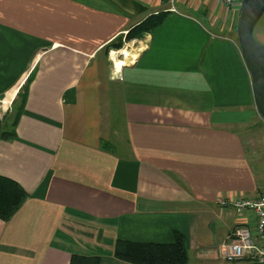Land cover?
I'll list each match as a JSON object with an SVG mask.
<instances>
[{
  "label": "crops",
  "instance_id": "1",
  "mask_svg": "<svg viewBox=\"0 0 264 264\" xmlns=\"http://www.w3.org/2000/svg\"><path fill=\"white\" fill-rule=\"evenodd\" d=\"M240 4L0 0L1 118L34 73L16 136L0 139V174L30 194L0 219V264H69L72 253L132 264L114 256L117 239L170 242L176 231L187 264H255L220 253L234 227L256 225L234 200L264 187ZM161 10L165 20L133 40V59L103 69L104 47ZM263 16L253 37L264 45ZM114 80L120 105L104 119Z\"/></svg>",
  "mask_w": 264,
  "mask_h": 264
},
{
  "label": "trees",
  "instance_id": "2",
  "mask_svg": "<svg viewBox=\"0 0 264 264\" xmlns=\"http://www.w3.org/2000/svg\"><path fill=\"white\" fill-rule=\"evenodd\" d=\"M168 14V10L148 14L129 28L124 36L119 35L107 44L104 47L106 53L110 49H120L126 41L151 33L165 20ZM33 75L34 73L30 74L26 84L22 86L23 91L19 94L20 102L16 107L11 129L2 130L0 139L10 140L16 136L14 127L24 108L28 83L32 80ZM104 143L108 145V143ZM29 196L30 194L17 181L0 174V219L8 221ZM113 253L116 258L132 264H187L188 262L185 236L178 231L174 233V238L170 242H133L117 239L114 243ZM69 264H100V257L72 253Z\"/></svg>",
  "mask_w": 264,
  "mask_h": 264
},
{
  "label": "built area",
  "instance_id": "3",
  "mask_svg": "<svg viewBox=\"0 0 264 264\" xmlns=\"http://www.w3.org/2000/svg\"><path fill=\"white\" fill-rule=\"evenodd\" d=\"M223 4L232 5L234 0H220ZM238 211L248 210L254 213L256 225L254 232L247 226H236L229 233L228 241L220 247L225 261L247 260L255 264H264V187L255 198L234 200Z\"/></svg>",
  "mask_w": 264,
  "mask_h": 264
},
{
  "label": "water",
  "instance_id": "4",
  "mask_svg": "<svg viewBox=\"0 0 264 264\" xmlns=\"http://www.w3.org/2000/svg\"><path fill=\"white\" fill-rule=\"evenodd\" d=\"M264 12V0H241L237 37L241 54L251 76L256 109L264 119V45L253 37V30Z\"/></svg>",
  "mask_w": 264,
  "mask_h": 264
},
{
  "label": "rangeland",
  "instance_id": "5",
  "mask_svg": "<svg viewBox=\"0 0 264 264\" xmlns=\"http://www.w3.org/2000/svg\"><path fill=\"white\" fill-rule=\"evenodd\" d=\"M263 13H262V15H263ZM262 15H261V17H262ZM263 20H264V16L262 18V21ZM143 37L144 36H142V37L138 36L137 38H133L132 40L126 41L125 42L126 44H124L123 47H121L120 49H110L108 54L104 53V51H103V54H102L103 57H102V55H100L105 62V64L102 65V68L103 69L106 68V70L109 71V73L113 74V72L117 69V67H119V64H118L119 58L123 59L125 63H129L133 59L132 56H133V53H135L134 48H137V45H136L137 42H134L133 40L136 39V41H137ZM131 41H133V42L131 43ZM127 44H129V45H127ZM112 50H113V52L111 53ZM130 50H132V51H130ZM127 52L129 53V55H126ZM123 55H126V56H123ZM23 85L24 84H22V86ZM104 85L108 88L109 94L102 98L101 104L103 106V115H106L103 118L104 119H112L113 118V120H115V117L117 114L116 109H118L119 105H120L119 90L115 87V80L113 82L107 81ZM22 86L18 89L16 96L13 98L12 102L10 103V106H9L10 109H8L6 111V113L4 114V116L2 118H1L2 110L0 109V132L4 129H11V127H12V120H13V117L15 115L16 107L18 106V104L20 102L19 101L20 100L19 94L23 91ZM113 123H114V121H113ZM110 126H111V124H110ZM111 128H113V127H111ZM110 133H114V131H111ZM261 137L264 140V131H262ZM262 172H264V169L262 170ZM262 179H264V176L262 177Z\"/></svg>",
  "mask_w": 264,
  "mask_h": 264
},
{
  "label": "bare ground",
  "instance_id": "6",
  "mask_svg": "<svg viewBox=\"0 0 264 264\" xmlns=\"http://www.w3.org/2000/svg\"><path fill=\"white\" fill-rule=\"evenodd\" d=\"M119 63L122 64L123 62L122 61L121 62L119 61Z\"/></svg>",
  "mask_w": 264,
  "mask_h": 264
}]
</instances>
